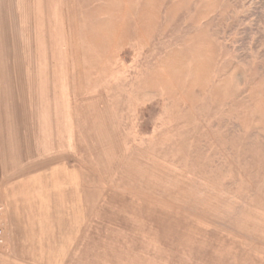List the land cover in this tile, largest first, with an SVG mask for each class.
I'll return each instance as SVG.
<instances>
[{"label": "rangeland", "instance_id": "374dc122", "mask_svg": "<svg viewBox=\"0 0 264 264\" xmlns=\"http://www.w3.org/2000/svg\"><path fill=\"white\" fill-rule=\"evenodd\" d=\"M0 82L72 168L0 204V264H264V0H0Z\"/></svg>", "mask_w": 264, "mask_h": 264}, {"label": "crops", "instance_id": "0c3cea01", "mask_svg": "<svg viewBox=\"0 0 264 264\" xmlns=\"http://www.w3.org/2000/svg\"><path fill=\"white\" fill-rule=\"evenodd\" d=\"M1 82H0V204H5L7 207L8 212H13L14 208L12 207V204L15 200L13 197V191L15 188L23 187L24 189L30 186H34L35 184H38L41 181H44L47 179V177H50L52 180L60 181L63 176L70 174L72 171L71 167H62V166H53L51 167L47 172L44 168H42V165L44 164L45 160V154L39 149V145H37L36 149L34 150V147L31 146L32 151L35 153V157L31 156V149L30 146L25 147L23 146L22 140H23V134L20 133L19 135L17 132L13 130V128L6 129L5 126H14L15 123H18L19 121L17 119H13L11 116L4 117L3 109L9 108L12 110V115L14 114V109L17 110V114L22 117L21 122L26 123L29 127L24 130H20L23 132H31V127L37 126L35 125V118H32L30 115V110H33L36 103H34L35 98L33 97L36 93V89H31L32 86H27V91L25 92L17 88V92L15 91H6L2 92L1 88ZM33 88V87H32ZM33 95V96H32ZM7 102V103H6ZM7 104V107H6ZM20 111V112H19ZM27 114V116H26ZM28 117V118H27ZM25 121V122H23ZM35 130V129H34ZM4 134L10 135V141H4L2 143V139ZM25 135V134H24ZM19 136H22L20 138ZM28 140V139H27ZM28 142V141H27ZM28 146V145H27ZM23 147L26 148V156L28 157V163L25 165V171H22V161L25 160L22 154ZM28 148V149H27ZM39 160V161H38ZM43 160V162H42ZM38 161V162H37ZM43 164H42V163ZM38 163H41L40 165ZM39 165V167L35 168V165ZM47 172V173H45ZM74 172H76L74 170ZM19 174L23 175L20 176V180L15 183V177ZM58 175V176H57ZM19 179V178H18ZM17 184V185H15ZM15 211V210H14ZM14 232L17 230L15 228L12 229ZM18 233H11L9 232V236L11 237V243L10 247L14 248V252H17L15 249L17 247L15 237H17ZM15 236V237H14ZM26 237H31L32 235H25ZM15 243V244H14Z\"/></svg>", "mask_w": 264, "mask_h": 264}, {"label": "built area", "instance_id": "2783aa9c", "mask_svg": "<svg viewBox=\"0 0 264 264\" xmlns=\"http://www.w3.org/2000/svg\"><path fill=\"white\" fill-rule=\"evenodd\" d=\"M5 230L4 228L2 227V224L0 223V246H3L5 245Z\"/></svg>", "mask_w": 264, "mask_h": 264}]
</instances>
